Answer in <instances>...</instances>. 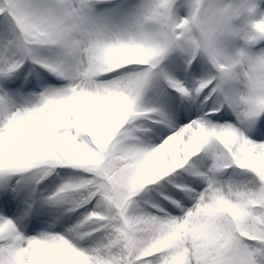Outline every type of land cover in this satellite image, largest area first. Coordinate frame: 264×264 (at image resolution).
I'll list each match as a JSON object with an SVG mask.
<instances>
[{
	"label": "snow or ice",
	"instance_id": "1",
	"mask_svg": "<svg viewBox=\"0 0 264 264\" xmlns=\"http://www.w3.org/2000/svg\"><path fill=\"white\" fill-rule=\"evenodd\" d=\"M257 9L0 0V264H264Z\"/></svg>",
	"mask_w": 264,
	"mask_h": 264
},
{
	"label": "rangeland",
	"instance_id": "2",
	"mask_svg": "<svg viewBox=\"0 0 264 264\" xmlns=\"http://www.w3.org/2000/svg\"><path fill=\"white\" fill-rule=\"evenodd\" d=\"M257 3H258V9H257L256 17L259 18L260 14L264 13V0H257ZM242 21H243V18H240V19L234 20L233 23L239 26L242 23ZM233 43L235 44V46L239 47L241 44V41L236 40Z\"/></svg>",
	"mask_w": 264,
	"mask_h": 264
},
{
	"label": "clouds",
	"instance_id": "3",
	"mask_svg": "<svg viewBox=\"0 0 264 264\" xmlns=\"http://www.w3.org/2000/svg\"><path fill=\"white\" fill-rule=\"evenodd\" d=\"M252 23H255V21H252Z\"/></svg>",
	"mask_w": 264,
	"mask_h": 264
}]
</instances>
